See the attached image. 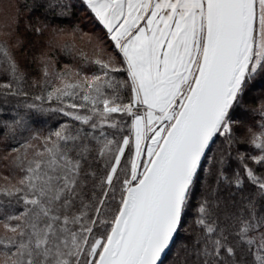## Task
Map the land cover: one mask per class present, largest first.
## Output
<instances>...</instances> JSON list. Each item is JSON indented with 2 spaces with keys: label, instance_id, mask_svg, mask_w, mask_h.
<instances>
[{
  "label": "snow or ice",
  "instance_id": "snow-or-ice-1",
  "mask_svg": "<svg viewBox=\"0 0 264 264\" xmlns=\"http://www.w3.org/2000/svg\"><path fill=\"white\" fill-rule=\"evenodd\" d=\"M0 264H264V0H0Z\"/></svg>",
  "mask_w": 264,
  "mask_h": 264
}]
</instances>
